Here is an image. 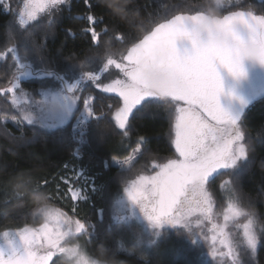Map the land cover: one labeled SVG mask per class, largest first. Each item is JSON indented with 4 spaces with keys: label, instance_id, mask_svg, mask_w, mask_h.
<instances>
[{
    "label": "trees",
    "instance_id": "trees-1",
    "mask_svg": "<svg viewBox=\"0 0 264 264\" xmlns=\"http://www.w3.org/2000/svg\"><path fill=\"white\" fill-rule=\"evenodd\" d=\"M22 1L16 0L10 9L0 1V230L27 224L39 207L52 204L89 226L87 251L108 264H202L192 239L175 238L182 234L179 226H163L165 236L150 249L135 248L140 224L119 221L114 207L125 187L140 176L154 174L155 163L176 157L175 101H143L120 129L115 112L121 98L91 86L86 75L102 78L115 65L105 68L109 59L126 65L124 57L134 45L176 15L199 14L203 0H68L25 26L16 12ZM233 11L264 15V0H228L222 15ZM21 64L31 75H19ZM60 76L72 83L85 76L73 93L78 94L73 117L58 130L27 123L15 111L13 91L8 89L19 84L17 89L39 96L54 80L63 88ZM79 92L95 93L93 117L82 126L75 124L84 99ZM237 125L246 159L236 168L223 169L205 187L218 212L232 201L255 221L256 250L241 254L237 264H264V96L248 107ZM137 147L140 151L131 164L113 163ZM77 168L87 172L97 188L76 201L66 179ZM223 179L228 180L225 190L220 186Z\"/></svg>",
    "mask_w": 264,
    "mask_h": 264
},
{
    "label": "snow or ice",
    "instance_id": "snow-or-ice-1",
    "mask_svg": "<svg viewBox=\"0 0 264 264\" xmlns=\"http://www.w3.org/2000/svg\"><path fill=\"white\" fill-rule=\"evenodd\" d=\"M64 2L65 0H24L19 22L24 24L35 20L38 12L57 7ZM198 20V15H176L167 23L159 24L150 35H146L140 43L134 45L124 57L128 61L126 65L116 63L112 59L105 65L107 68L108 65L115 64L126 77L124 80L117 79L103 88L105 92L116 93L123 102L122 107L115 113V121L120 129H125L133 110L143 101L159 98L146 91L142 79V69L150 63L152 54L158 48L168 49L169 54L164 66L180 80V87L171 94V100L184 101L189 105L176 109L174 143L179 158L170 159L167 163L159 165V171L154 175L140 176L130 186L124 188L126 202L137 206L149 223L156 228L162 224H183L187 227V217L196 212L208 218L212 211L209 194L205 189L209 177L219 169L236 168L238 162L247 155L245 145L240 143L243 136L239 129L235 128L240 120L239 116L229 114L218 102V96L223 91L219 69H227L234 77L243 75L235 48L242 39H251L264 46V15L243 11H233L230 15H224L221 28L225 33H230L234 24L241 25V34L230 33L233 44L228 48L203 45L192 38L188 25L192 26ZM92 35L95 39L96 33L93 32ZM186 37L191 40V48L181 52L177 49L176 42ZM25 67L23 64L19 65L21 77L31 75L24 70ZM43 75L54 74L44 72ZM86 78L99 79L91 73L87 74ZM58 79L64 87L59 91L45 93V98L37 104V110L25 114L24 119L29 124H38L45 130H58L73 116L77 99L73 93L85 76H81L75 83L66 82L63 76ZM18 87L19 84H13L8 91L12 92ZM193 106L202 109L216 124L212 125L207 119L202 118L200 112ZM85 113L86 115L82 114L80 123L92 115L87 100ZM107 166L105 162V167ZM92 189L96 190L94 181ZM124 202L122 198L118 204L123 207ZM44 211L53 223L51 225L45 223L38 230L25 228L16 233L22 242L20 249L12 247L7 253L0 250V264H49L56 250L75 253V249L60 247V241L71 233L70 228L67 232L61 228L64 225L70 226L73 223L71 219L56 209ZM241 216H248L247 222L243 224V236L247 247L254 253L258 238L253 229L252 215L246 213L238 204L230 203L224 220ZM84 229L83 223L75 222V232L79 233ZM219 231L221 236L225 237L220 243L228 247V254L231 255L232 248L223 228ZM3 235L7 236L8 232ZM212 240L215 244L216 236H213ZM42 241L49 250L46 254L39 255L34 249L42 246ZM79 264H88V261L80 257Z\"/></svg>",
    "mask_w": 264,
    "mask_h": 264
},
{
    "label": "rangeland",
    "instance_id": "rangeland-1",
    "mask_svg": "<svg viewBox=\"0 0 264 264\" xmlns=\"http://www.w3.org/2000/svg\"><path fill=\"white\" fill-rule=\"evenodd\" d=\"M1 2L4 3L5 7L10 9L13 4H16V0H0ZM68 2V0H65L64 3ZM63 3V4H64ZM62 5V4H60ZM59 6V5H58ZM57 6V7H58ZM24 7V0L22 1L21 5L18 6L17 8V17L18 20L20 19L19 13L20 10L23 9ZM52 8V7H50ZM50 8H46L43 12L49 10ZM43 12H38L37 13V18L43 13ZM36 18V19H37ZM35 19V20H36ZM27 21L26 23L22 25H28L31 22L35 21ZM120 79L124 80L126 77L124 76L123 72L120 69H117L114 66H112L106 73L105 75L98 79V80H90L89 83L91 86L93 85L94 87L103 90L105 85L111 84L113 81ZM54 80V79H53ZM68 83H72L70 79H67ZM84 87V83H83ZM61 89L60 84L54 80L50 82L47 86H45L42 91H40L39 96H34L32 93L21 91L20 89L14 90L11 93L10 99L14 102V108L15 111L22 116L24 119V116L26 113H34L37 110V104L39 101L43 100L44 94L45 93H51L55 91H59ZM108 93V92H106ZM82 94L84 99H83V106L81 107V111L76 118V126H82L86 124L92 117H93V112H92V100L93 96L95 95L94 92H79V95ZM110 94H116V93H110ZM74 95V94H73ZM117 95V94H116ZM76 99V108L78 107V94L74 95ZM88 101V108L91 110L92 115L90 117H86L85 122L80 123V118L82 114H85V101ZM123 103V102H122ZM122 107V104L119 106V108ZM177 107H189L188 104L182 101H175V119H176V109ZM197 110L200 112L202 118L207 119L208 122L212 125H215L216 122L211 121L209 118H207L197 106ZM118 108V109H119ZM117 109V110H118ZM74 110V114H75ZM116 110V111H117ZM116 113V112H115ZM73 114V115H74ZM73 117V116H72ZM71 117V118H72ZM70 118V119H71ZM25 120V119H24ZM70 121V120H69ZM68 121V122H69ZM27 122V121H26ZM66 122V124L68 123ZM28 123V122H27ZM118 125V124H117ZM238 126V125H236ZM119 127V126H118ZM240 131V129H239ZM173 145L175 147V120L173 122ZM241 133V132H240ZM240 143H243L245 145L244 141H240ZM246 147V145H245ZM140 148L137 147L135 150L131 152V154L125 158H115L113 160V163L116 165H121V166H128L131 164V162L134 160V158L137 156L139 153ZM177 153V152H176ZM247 157V155H246ZM179 158L178 153L176 154V157L173 159ZM246 159V158H245ZM243 159V160H245ZM239 161L238 164L243 161ZM168 162V161H167ZM165 162V163H167ZM163 163V164H165ZM162 163H155V166L157 167L156 172L159 171V165H163ZM237 164V165H238ZM155 172V173H156ZM154 173V174H155ZM152 174V175H154ZM147 176V175H143ZM151 176V175H149ZM93 178L87 172L83 171L82 169H72L69 171V176L66 179V182L69 185V194L73 198V200H83L87 198L88 193L92 190V185H93ZM96 186V184H95ZM130 186V185H129ZM220 186L222 187L223 190L227 189L228 187V180L223 179L220 182ZM97 188V187H96ZM205 189H207L205 187ZM122 198L125 200L123 207H121L118 202L122 200ZM210 199V197H209ZM127 197L126 194L123 191L115 199V210H116V218L119 221H137L140 224V227L137 229L138 232H136L135 235V248H139L142 250L150 249L154 244L159 242L161 237L165 236L166 232H163V226H168L171 229H174L175 227L181 228L182 234L180 236H177L178 242L184 241L182 239V235L185 236V240H191L193 244H197L198 246H195L201 255V263L202 264H237L243 253L250 252V254H254L251 249H249L246 245V242L244 240L243 236V224L247 222L248 216H241L238 218H231L228 221L224 220V216L227 213L228 206L224 207V210L221 212L216 210V202L213 199H210L211 203V208L212 211L209 214V217L206 218L203 214L200 212H196L190 216L187 217V227H184L183 224L180 225H170V224H162L159 228L154 227L149 223V221L143 216V214L140 212L139 208L133 204H130L126 202ZM229 204L232 203V201H228ZM45 209H56L62 212L67 218H70L71 221L73 222L70 226L64 225L61 230L62 231H69V228L71 229V233L67 236H65L61 241H60V247H63L68 250L75 249V253H72L71 251H66V252H59L58 250L54 251V255L52 259L49 261V264H79L80 257H84L87 261L88 264H108L100 259H97L93 256H91L88 251H87V246L86 242L90 237L89 234V226L85 224L84 222L80 221L78 218L73 216L72 214L68 213L64 209L52 205V204H44L41 207H39L33 214L32 220L24 224L22 226H17V227H10L7 229L0 230V250H3L4 252H9L11 251L12 247H16L18 250L20 249L21 246V241L19 240L18 235L16 233H19L23 231L25 228L31 229V230H38L44 225L45 223H49L50 225L53 223V221L49 220V218L46 216ZM254 220V219H253ZM79 221L80 223H83L85 225V229L79 233L75 232V222ZM215 225V227H214ZM223 228L225 236L227 240L230 242V247L232 248V253L229 255V249L226 247L224 244H221L220 241L221 239H224L225 237H222L220 234V229ZM253 229L255 233L257 234L258 229L255 225V221L253 224ZM180 230V229H179ZM8 232V235L5 236L3 233ZM177 235L179 233H176ZM216 236V241L215 244H213L212 237ZM258 238V234H257ZM193 244L191 245V249L194 248ZM42 246H38L37 249H34L37 251L39 255H44L46 252L49 250L47 249L46 244L44 242H41ZM182 245V244H181ZM189 247V244L187 243V248ZM184 249V248H182ZM215 252V254H213Z\"/></svg>",
    "mask_w": 264,
    "mask_h": 264
},
{
    "label": "clouds",
    "instance_id": "clouds-1",
    "mask_svg": "<svg viewBox=\"0 0 264 264\" xmlns=\"http://www.w3.org/2000/svg\"><path fill=\"white\" fill-rule=\"evenodd\" d=\"M228 0H203V11L199 14L198 22L189 29L191 37L203 45H214L218 48H228L233 44L230 33L241 34V25L234 24L230 33H225L222 28V10L227 6ZM190 40L189 38H185ZM191 41V40H190ZM168 49L161 47L156 50L158 60L167 61ZM236 58L245 75V65L252 68H264V46L251 39H242L235 48ZM242 75V76H243ZM146 91L161 99H168L180 87V80L167 71L146 69L143 72Z\"/></svg>",
    "mask_w": 264,
    "mask_h": 264
},
{
    "label": "water",
    "instance_id": "water-1",
    "mask_svg": "<svg viewBox=\"0 0 264 264\" xmlns=\"http://www.w3.org/2000/svg\"><path fill=\"white\" fill-rule=\"evenodd\" d=\"M230 14L231 13L226 14V15H230ZM188 27L190 29L191 25H188ZM176 47L181 52H183L185 49L190 50L191 41L186 40L185 38L178 40L176 42ZM127 54L125 55V57L127 56ZM125 62L128 63L127 60H125ZM166 62L167 61L158 60L156 51H154V53L152 54L150 63L142 69V79H143V72L146 69L167 71V72L172 73L170 70H168L164 66ZM245 69H246L245 75L240 76V77L232 76L225 68L219 69L220 77H221L222 85H223V91L218 96L219 105L222 109H224L229 114L233 116L238 115L239 119L242 118L245 111L248 109L250 105H252L255 102L256 99H258L261 96H264V68H260V67L252 68L246 64ZM143 83H144V80H143ZM199 110L207 118L211 120V118L208 117L207 114L204 113L202 109H199ZM222 170L223 169L217 170V172L213 173L212 176H210L208 180L218 175Z\"/></svg>",
    "mask_w": 264,
    "mask_h": 264
}]
</instances>
